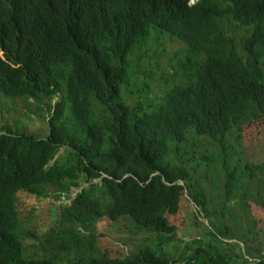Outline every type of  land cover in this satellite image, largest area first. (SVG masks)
Wrapping results in <instances>:
<instances>
[{
    "label": "trees",
    "instance_id": "obj_1",
    "mask_svg": "<svg viewBox=\"0 0 264 264\" xmlns=\"http://www.w3.org/2000/svg\"><path fill=\"white\" fill-rule=\"evenodd\" d=\"M142 1L79 0L61 24L35 29L36 69L56 57L47 85L35 71L0 68V264H264V219L252 210L264 206V158L244 148L247 131L264 139V0H158L181 31L192 27L179 51L187 61L161 74L151 103L126 91L151 74L128 59L141 41ZM20 124L30 130L17 133ZM214 164L221 175L203 184L200 172ZM22 195L71 198L62 227L44 237L26 229ZM181 209L193 221L173 257ZM239 210L247 229L234 232L243 221L226 220ZM120 220L147 231L145 243L125 255L97 248L98 223ZM199 227L242 249L215 245Z\"/></svg>",
    "mask_w": 264,
    "mask_h": 264
},
{
    "label": "clouds",
    "instance_id": "obj_2",
    "mask_svg": "<svg viewBox=\"0 0 264 264\" xmlns=\"http://www.w3.org/2000/svg\"><path fill=\"white\" fill-rule=\"evenodd\" d=\"M79 0H1L0 2V68L16 71H35L36 77L47 85L48 80L57 70L55 58H51L36 69L35 44L33 31L43 26H55L64 22L69 8ZM188 0L187 5L193 6L198 0ZM139 26L141 41L128 56L131 63L151 74L165 73L171 65L178 64L181 58L186 62L188 57L179 51L186 48L184 41L188 36L189 25L185 31L166 15L164 7L158 0H144L139 5ZM155 27L172 38H163L165 50H158L157 43L150 41V28ZM64 58L63 55L59 56ZM70 59L71 58H65ZM205 61L206 56H199ZM77 67L82 68L80 60ZM191 73V69L188 70ZM184 75V73H183ZM164 81V80H163ZM180 83V77L177 81ZM166 83V82H165ZM57 100L58 97H55ZM181 183V182H180ZM76 194V193H75ZM74 194V195H75ZM74 195L71 194L73 197ZM65 197V196H62ZM71 200V198H68ZM59 200V199H58ZM63 203L62 201L59 203ZM70 203V202H69ZM208 222V221H207Z\"/></svg>",
    "mask_w": 264,
    "mask_h": 264
},
{
    "label": "rangeland",
    "instance_id": "obj_3",
    "mask_svg": "<svg viewBox=\"0 0 264 264\" xmlns=\"http://www.w3.org/2000/svg\"><path fill=\"white\" fill-rule=\"evenodd\" d=\"M194 0H192L193 2ZM197 1V0H196ZM191 2V3H192ZM168 37L172 38L169 34L163 33L159 29L155 27L150 28V41H154L157 43V49L164 51V45H163V38ZM175 39V38H172ZM178 41L177 39H175ZM135 69L131 73V77L135 73ZM152 77V78H151ZM133 87H129L126 91L131 92L129 94V98L133 101H139L142 100L146 103H151L159 98L160 94L162 93L165 84V81H163L161 77V73L158 72L157 74H145L144 77L138 78L134 83ZM175 83L170 84V86L174 87ZM140 89H138V88ZM56 100L52 102L54 105ZM36 118V116L34 117ZM38 121L36 122H43L45 123L47 121V117L43 116L42 114H39V117L37 118ZM39 125L35 127L34 130L38 128ZM48 131L49 126L47 124ZM14 131H17V133H24L25 131H29V128H25L22 124L18 125L16 128L13 129ZM263 130L260 132L262 133ZM33 132V131H30ZM261 134H258L254 139L251 131H247L246 133V143L244 144L246 157H252L254 159H262L264 158V139L261 137ZM221 175V170L219 168L218 164H214L208 168L203 169L200 172L201 178H198L203 184L208 183V181H216L218 180V177ZM96 179L95 181H97ZM83 185H86L84 183ZM79 189H76L74 187L71 188V194L74 195L76 192H78ZM63 202V204H69L70 199L61 197L58 201L52 198H35L33 196L29 195H22L18 202V209L20 213L26 212L30 215L27 219L24 218L25 221V228L30 229L35 232L37 236L44 237V235H51L53 234L59 225L63 223V210L60 202ZM193 204V203H192ZM257 207H262L264 209V206L259 205L256 201L252 202V210L254 209V214L257 218L264 219V214H259L256 211ZM238 218H232L228 217L226 222L230 227H234L236 221H243L244 227L240 229H235V231L239 230H246L247 229V222L246 219L248 218V215L246 211L239 210L237 211ZM254 216V217H255ZM255 217V218H256ZM177 221V224L179 226L177 239L175 241H172L170 245L167 247L169 252H171L173 257H178L182 252V244L179 242V238L181 236H185V233L188 232L187 225L190 221H193V217L190 213L185 211L184 209H181L177 212L176 216L174 217ZM253 220V215L251 217ZM256 218V219H257ZM202 221H204L207 224V220L204 217H200ZM195 227L192 226V230H194ZM199 231L206 234L207 238H210L213 240L212 242L215 245L224 246L228 249V251H236L239 252L242 249V244L239 243L238 245H235L233 247H229L227 245H219L214 238L207 232L206 228L199 227L197 228ZM206 230V231H205ZM260 225H257V231L260 233ZM190 231V230H189ZM96 232L97 235L99 234L98 244L101 247L95 246L97 248H103L107 247L109 250V254L114 253H120V254H127L129 251L137 249L136 244L145 243V238L149 236L147 231H142L139 233H136L134 231L133 226L130 222L125 220H120L118 223H111L110 227H105L101 222L98 223L96 226ZM207 232V233H206ZM242 232V231H241ZM255 236V235H254ZM238 238V236H236ZM244 238V236H242ZM187 238V237H186ZM237 238L233 239L236 240ZM39 241L38 239H36ZM228 241H232L229 239H226ZM259 241L261 240V237L259 238ZM26 243L32 244V241H26ZM86 250V249H85ZM88 253V251L86 250Z\"/></svg>",
    "mask_w": 264,
    "mask_h": 264
},
{
    "label": "water",
    "instance_id": "obj_4",
    "mask_svg": "<svg viewBox=\"0 0 264 264\" xmlns=\"http://www.w3.org/2000/svg\"><path fill=\"white\" fill-rule=\"evenodd\" d=\"M208 223V222H207Z\"/></svg>",
    "mask_w": 264,
    "mask_h": 264
}]
</instances>
